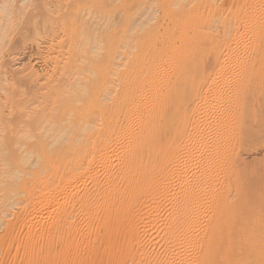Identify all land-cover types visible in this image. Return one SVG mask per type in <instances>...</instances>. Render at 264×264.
Masks as SVG:
<instances>
[{"label":"bare ground","instance_id":"1","mask_svg":"<svg viewBox=\"0 0 264 264\" xmlns=\"http://www.w3.org/2000/svg\"><path fill=\"white\" fill-rule=\"evenodd\" d=\"M0 255L264 264V0H0Z\"/></svg>","mask_w":264,"mask_h":264},{"label":"rangeland","instance_id":"2","mask_svg":"<svg viewBox=\"0 0 264 264\" xmlns=\"http://www.w3.org/2000/svg\"><path fill=\"white\" fill-rule=\"evenodd\" d=\"M5 246V245H4ZM14 246H15V244H13V246H12V248H13V250H14ZM2 252L4 253V255H3V257H6L7 256V251H6V249L5 248H3L2 249ZM11 252V251H10ZM1 256V255H0ZM11 256H12V254L10 255V258H11ZM8 258V257H7Z\"/></svg>","mask_w":264,"mask_h":264}]
</instances>
